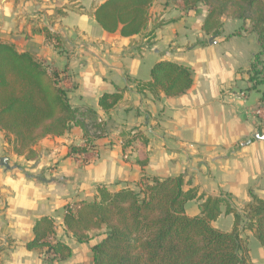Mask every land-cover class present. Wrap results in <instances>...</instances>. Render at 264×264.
<instances>
[{
	"label": "crops",
	"instance_id": "crops-1",
	"mask_svg": "<svg viewBox=\"0 0 264 264\" xmlns=\"http://www.w3.org/2000/svg\"><path fill=\"white\" fill-rule=\"evenodd\" d=\"M105 1L0 0V40L58 72L60 86L90 128L99 119L105 125L85 152H71V145L85 146L83 130L73 125L34 145V159L16 154L0 128V264H94L92 246L105 229L90 231L91 240L80 244L65 231L63 217L68 205L95 199L99 186L116 192L134 188L143 176L185 175L186 190L222 195L241 211L252 195L264 198V139L254 138L259 130L251 116L261 92L250 89L248 75L241 74L260 50L256 35L246 30L225 40L242 22L224 17L223 35L212 44L202 30L208 14L204 3L185 12L172 0H155L150 27L165 24L148 45L144 34L126 37L103 29L94 13ZM47 30L59 40L48 39ZM163 60L192 69L188 91L167 96L145 86L152 66ZM231 71L246 83L230 80ZM116 91H122V99L105 111L99 98ZM241 91L246 98L239 97ZM137 132L148 139L146 147L137 139L125 146ZM141 151L149 159L144 167L137 160ZM200 203L190 200L187 214H200ZM47 215L56 220V237L72 248L65 261L49 263L39 250L26 247L36 220ZM222 216L232 218L226 229L231 231L234 217L225 206L213 225L219 228Z\"/></svg>",
	"mask_w": 264,
	"mask_h": 264
},
{
	"label": "trees",
	"instance_id": "trees-1",
	"mask_svg": "<svg viewBox=\"0 0 264 264\" xmlns=\"http://www.w3.org/2000/svg\"><path fill=\"white\" fill-rule=\"evenodd\" d=\"M155 0H106L95 11L97 22L108 32L122 36L144 34L147 44H154L155 31L165 23L150 27L151 7ZM183 11L190 12L204 3L208 14L202 30L214 38L223 35L224 17L242 22L240 29L225 36H240L243 31L256 35L260 50L252 57L248 74L250 89L261 92L264 101V0H172ZM170 22L172 20H169ZM167 22V21H166ZM48 39L58 41V35L46 31ZM207 41H199L200 45ZM189 66L171 60L156 62L151 68V82L145 86L153 92L163 91L177 96L193 85ZM58 72H48L46 65L29 52H19L13 43L0 40V128L12 141L13 151L27 159L37 153L33 147L47 136H61L73 125L83 130L85 146L71 145V152H85L101 135L90 128L83 113L72 107L67 91L60 86ZM263 86L261 90L260 87ZM122 91L105 93L100 106L109 111L122 99ZM137 139L146 147L148 139L135 133L127 146ZM138 158L144 167L148 156L143 151ZM185 175L159 178L143 176L134 188L111 192L98 187L97 197L68 205L63 217L65 231L76 241L91 240L89 232L105 229L104 237L92 246L94 264H249L248 248L241 235L251 230L264 248V198L252 195L250 202L238 210L222 195L214 196L198 188L185 189ZM200 199V214L190 216L186 204ZM232 214L231 231L213 224L222 214ZM56 220L43 216L33 226V238L26 243L29 250H39L49 263L71 257L72 248L57 238ZM52 237L54 239H52ZM2 248H0V255Z\"/></svg>",
	"mask_w": 264,
	"mask_h": 264
},
{
	"label": "rangeland",
	"instance_id": "rangeland-1",
	"mask_svg": "<svg viewBox=\"0 0 264 264\" xmlns=\"http://www.w3.org/2000/svg\"><path fill=\"white\" fill-rule=\"evenodd\" d=\"M241 23V22H240ZM241 25V24H240ZM227 30L230 29V23H228L226 25ZM240 28V26L238 27ZM246 73V70L241 71V74ZM248 75V74H247ZM228 78L230 80H236L237 83H246V81H244L242 79V77H240V75H236L234 71H231L228 73ZM248 79V78H247ZM248 81V80H247ZM249 83V82H248ZM260 89H263V86L260 87ZM219 228L223 229V230H230L232 227V218H227L225 216H222L216 224ZM104 229V228H102ZM101 233H99L98 235H100ZM241 235L242 237L245 239L247 247H249L248 249V260H249V264H264V259L262 258L263 255L262 253H264V248L263 246L260 244V242L257 240V238H255L253 235H251L249 232H247V230H242L241 231ZM260 251L262 253H260Z\"/></svg>",
	"mask_w": 264,
	"mask_h": 264
},
{
	"label": "built area",
	"instance_id": "built-area-1",
	"mask_svg": "<svg viewBox=\"0 0 264 264\" xmlns=\"http://www.w3.org/2000/svg\"><path fill=\"white\" fill-rule=\"evenodd\" d=\"M47 69L49 73L53 71L51 68ZM239 97L246 98V93L241 91ZM251 113V116L255 121L259 132L261 131L264 133V101H259V103L251 109ZM97 123L103 125V120L99 119ZM93 131L96 135H102L104 133L100 128ZM52 239L54 238L52 237Z\"/></svg>",
	"mask_w": 264,
	"mask_h": 264
},
{
	"label": "water",
	"instance_id": "water-1",
	"mask_svg": "<svg viewBox=\"0 0 264 264\" xmlns=\"http://www.w3.org/2000/svg\"><path fill=\"white\" fill-rule=\"evenodd\" d=\"M209 42L213 44V43H215L217 41H215L214 37L211 36V37H209ZM254 138H256V139H264V133H260L259 131H257L254 134ZM7 160H8L7 157H3L2 160H1L2 165L7 167L8 166V161ZM56 228H57V226H56Z\"/></svg>",
	"mask_w": 264,
	"mask_h": 264
}]
</instances>
